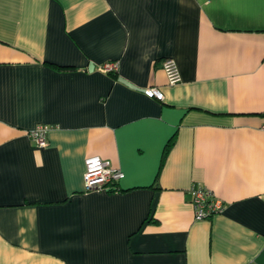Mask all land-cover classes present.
I'll return each mask as SVG.
<instances>
[{
    "label": "crops",
    "instance_id": "1",
    "mask_svg": "<svg viewBox=\"0 0 264 264\" xmlns=\"http://www.w3.org/2000/svg\"><path fill=\"white\" fill-rule=\"evenodd\" d=\"M0 264H264V0H0Z\"/></svg>",
    "mask_w": 264,
    "mask_h": 264
},
{
    "label": "built area",
    "instance_id": "2",
    "mask_svg": "<svg viewBox=\"0 0 264 264\" xmlns=\"http://www.w3.org/2000/svg\"><path fill=\"white\" fill-rule=\"evenodd\" d=\"M118 61H107L100 65L99 69L103 72H114L117 70ZM161 67L165 72L167 83L176 84L180 81V73L175 60L171 57L161 61ZM149 96L162 97L157 87L145 89ZM49 125L38 123L29 130L28 135L35 147L47 145V133ZM123 177V171L111 164L108 160L99 156L88 157L84 161L83 191L107 190L117 191L118 181ZM191 194V204L193 207L194 219H208L224 208V202L207 186L193 183L189 187Z\"/></svg>",
    "mask_w": 264,
    "mask_h": 264
},
{
    "label": "trees",
    "instance_id": "3",
    "mask_svg": "<svg viewBox=\"0 0 264 264\" xmlns=\"http://www.w3.org/2000/svg\"><path fill=\"white\" fill-rule=\"evenodd\" d=\"M114 73V72H113Z\"/></svg>",
    "mask_w": 264,
    "mask_h": 264
}]
</instances>
